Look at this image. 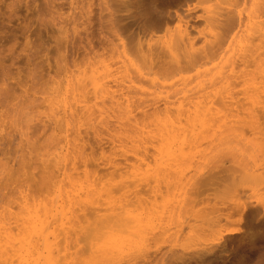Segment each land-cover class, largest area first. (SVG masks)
Segmentation results:
<instances>
[{
  "label": "rangeland",
  "instance_id": "obj_1",
  "mask_svg": "<svg viewBox=\"0 0 264 264\" xmlns=\"http://www.w3.org/2000/svg\"><path fill=\"white\" fill-rule=\"evenodd\" d=\"M231 5L0 0V264H91L93 233L121 215L142 237L122 264H264V76L252 97L219 83L237 38L163 73L168 33L203 49Z\"/></svg>",
  "mask_w": 264,
  "mask_h": 264
},
{
  "label": "bare ground",
  "instance_id": "obj_2",
  "mask_svg": "<svg viewBox=\"0 0 264 264\" xmlns=\"http://www.w3.org/2000/svg\"><path fill=\"white\" fill-rule=\"evenodd\" d=\"M231 3H232L231 6H233V10H230L220 15L218 13L219 18L217 19H212L213 17L208 19V21H210V26L209 28L202 30L203 31L202 33L213 34L215 39L210 41L209 45L204 47L203 49H195L193 47L192 39L189 35L191 33L187 28L182 29L180 26H178L175 32L168 33L171 35L168 38H166V40L163 43H164L165 51H168V53L173 58V60L170 62L172 65H168L166 68L163 69L164 75L169 76L171 74H174L175 71L184 72L186 71V69L200 68L202 65H205L208 62H210L217 54L218 50L220 52L223 49V46H225L227 43L229 44L232 43L237 38L238 40L236 42L241 47L239 49L240 52L237 53L236 55H233L230 61L229 72L228 73L226 72L223 77L219 76V83L225 80L227 85L230 87L231 84L235 85L236 84L235 82L237 80L242 79L244 81L245 88H243L241 93L243 95H246L247 97H252L255 95L254 93L255 85L251 80L255 77L256 74H259L262 77L264 76V0H231ZM180 44H183L184 46V53L182 54L181 57L177 55L178 48H181V46H179ZM187 46H190L192 48L189 49ZM147 54H148V59L151 63L155 62L156 59L158 58L156 53H154L153 49H151ZM237 67L241 68L240 73L236 72ZM251 68L254 69L252 70ZM118 86H119V81L113 74H111L108 80V88L111 93L112 99L116 98V93L118 92L117 89ZM258 89H259L258 93L264 92V85L260 86ZM204 96L205 95H203V97ZM95 215L97 214L95 213ZM29 216H30L29 219L34 221V219H32L33 218L32 215ZM36 216H38L37 213ZM29 219H27V221ZM40 219L41 220H39L38 218V220L41 221L39 222L40 223L39 227L41 226L43 227L44 226L42 225L43 219L42 218ZM24 220H25L24 222V227H25L26 226L25 224L28 223L26 219ZM31 222L29 224H31ZM33 225L35 224L31 225L32 227H34L35 230L36 226ZM36 230L41 231V229H36ZM235 233H237L236 228H226L222 233H220L219 239H222L225 235H232ZM44 239L45 238H43V240ZM46 243H44L43 245L46 246ZM32 244L33 242L30 243V245ZM34 246L32 248H34ZM36 246L34 248L36 249V252H34L35 255L34 253L32 254L30 251L29 253L32 254L30 255V257L33 255L36 256L37 249H39ZM28 248H29V244H28ZM34 249L32 251H34ZM41 252H39V254H41ZM5 253H3L4 254L3 257L6 256L5 258H8L9 256L7 257ZM7 253L9 252L7 251ZM42 255H43L42 258L44 259L46 256H44V254H41V256ZM3 257L1 259H3ZM39 258H37V260H40ZM33 259L35 260L34 263L39 264V261L36 262V259L35 258ZM4 260L7 261L6 259H3V261L0 260V262L5 263ZM23 261L21 262V264L23 263L25 264V262L28 260H23Z\"/></svg>",
  "mask_w": 264,
  "mask_h": 264
},
{
  "label": "clouds",
  "instance_id": "obj_3",
  "mask_svg": "<svg viewBox=\"0 0 264 264\" xmlns=\"http://www.w3.org/2000/svg\"><path fill=\"white\" fill-rule=\"evenodd\" d=\"M128 223L121 215L117 221L97 228L90 240L94 253L91 264H122V253L137 248L142 237L138 229L127 227Z\"/></svg>",
  "mask_w": 264,
  "mask_h": 264
}]
</instances>
